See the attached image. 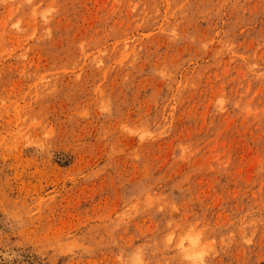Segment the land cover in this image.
<instances>
[{
  "label": "rangeland",
  "instance_id": "rangeland-1",
  "mask_svg": "<svg viewBox=\"0 0 264 264\" xmlns=\"http://www.w3.org/2000/svg\"><path fill=\"white\" fill-rule=\"evenodd\" d=\"M201 248L264 264V0H0V264Z\"/></svg>",
  "mask_w": 264,
  "mask_h": 264
},
{
  "label": "clouds",
  "instance_id": "clouds-1",
  "mask_svg": "<svg viewBox=\"0 0 264 264\" xmlns=\"http://www.w3.org/2000/svg\"><path fill=\"white\" fill-rule=\"evenodd\" d=\"M206 254V251L201 248V250L195 252L192 257L186 255L185 259L190 260L191 264H204V257Z\"/></svg>",
  "mask_w": 264,
  "mask_h": 264
},
{
  "label": "bare ground",
  "instance_id": "bare-ground-1",
  "mask_svg": "<svg viewBox=\"0 0 264 264\" xmlns=\"http://www.w3.org/2000/svg\"><path fill=\"white\" fill-rule=\"evenodd\" d=\"M197 246V245H196Z\"/></svg>",
  "mask_w": 264,
  "mask_h": 264
}]
</instances>
